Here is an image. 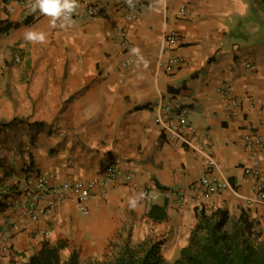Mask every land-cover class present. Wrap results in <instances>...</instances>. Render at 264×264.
<instances>
[{
    "label": "crops",
    "instance_id": "0c3cea01",
    "mask_svg": "<svg viewBox=\"0 0 264 264\" xmlns=\"http://www.w3.org/2000/svg\"><path fill=\"white\" fill-rule=\"evenodd\" d=\"M33 2L0 0V134L19 133L0 165L12 160L22 167L18 189L0 188V236L8 242L0 264H24L45 241L60 239L81 256L103 253L124 227L136 240L154 227L170 231L176 242L163 256L171 261L202 207L244 210L264 227V201L255 189L264 181V149L243 145L246 134L264 136V0H133V7L126 0H78L71 27H53ZM92 5L106 12L89 16ZM127 13L136 18L127 21ZM119 26L129 49L120 44ZM28 30L45 33L46 41H26ZM172 55L180 61L168 70ZM227 83L239 100L235 116H227L217 92ZM176 100L190 107L186 141L158 122L163 105ZM109 165L131 178L119 177L105 197L87 204V213L66 192L39 221L21 216L35 173L58 170L60 183L92 179ZM204 175L226 186L206 197L196 185ZM154 203L166 205L165 220L148 216Z\"/></svg>",
    "mask_w": 264,
    "mask_h": 264
},
{
    "label": "trees",
    "instance_id": "16d2710c",
    "mask_svg": "<svg viewBox=\"0 0 264 264\" xmlns=\"http://www.w3.org/2000/svg\"><path fill=\"white\" fill-rule=\"evenodd\" d=\"M147 214L154 221L165 220L166 205L154 203ZM196 214L187 244L172 261L163 256L164 239L150 232L136 240L129 227L126 235L121 230L110 241L106 255L82 259L77 249L67 252L68 242L60 239L45 241L24 264H264V227L259 218L244 210L232 215L225 208L208 212L202 207Z\"/></svg>",
    "mask_w": 264,
    "mask_h": 264
},
{
    "label": "built area",
    "instance_id": "2783aa9c",
    "mask_svg": "<svg viewBox=\"0 0 264 264\" xmlns=\"http://www.w3.org/2000/svg\"><path fill=\"white\" fill-rule=\"evenodd\" d=\"M87 12L89 16H93L99 12L105 13L106 11L102 10L99 5H92L88 7ZM71 18L72 15L68 20H57L56 23L59 25L63 23L64 26L71 27ZM135 18L136 14H125V19L127 21H131ZM125 32L126 31L123 26L118 27L120 44L124 49H129ZM167 41L170 45L176 42L175 32H172V34L167 38ZM179 61L180 57L178 55H172L167 62V69H172V66L177 64ZM124 63L127 64L126 62ZM217 92L227 103V116L238 115L237 106L239 104V100L235 93L234 86L230 83L220 85L217 87ZM189 112V105L180 100L168 102L163 105V110L158 118V122L161 125V128L169 133L170 136L182 138L186 141L183 132L188 127ZM243 145L251 152H258L259 150L264 149V136L246 134L243 137ZM211 164H213V162H211ZM60 176L61 172L58 170L35 173L34 180L25 187L23 191V198L19 203V210L21 211V216H23L24 219L32 222L39 221L43 215L49 214V212L53 211V209H55L62 202L66 192L73 193L78 207L84 213H87V204L90 201L105 197L111 184H114L119 177L122 176L126 181L131 178V176L127 173L122 174L115 165L107 166L92 179H66L59 183L58 179ZM196 185L197 188L202 187L205 196L209 197L212 195L211 193L226 186V183L225 181L213 178L210 175H204L200 178ZM255 189L257 198L264 201V181H257ZM147 194L149 200H155L158 198L157 195H150V193ZM178 201L183 203L184 196L180 195ZM42 233L44 235H48L49 230L44 229ZM7 245L8 242L3 240L0 236V254L6 249Z\"/></svg>",
    "mask_w": 264,
    "mask_h": 264
},
{
    "label": "rangeland",
    "instance_id": "374dc122",
    "mask_svg": "<svg viewBox=\"0 0 264 264\" xmlns=\"http://www.w3.org/2000/svg\"><path fill=\"white\" fill-rule=\"evenodd\" d=\"M1 70H2V68L0 66V71ZM0 86H1L0 88H3V83H2L1 78H0ZM3 123H4V120H1L0 119V127H4L5 126V124H3ZM13 132H16V131L14 129H10V131L8 132V135L10 137L7 136L4 133H1L0 134V138L5 140V143L3 144V146H0V154H3V155L5 154L4 157H7V155L10 154L9 151L11 150V141H14L13 138H11V137H15V135H13ZM16 133H18V132H16ZM8 137H9V139H8ZM16 138L18 139L17 136H16ZM20 143L21 142H19V144ZM8 145H10V146H8ZM5 146H7L6 149H5ZM2 149H4V150H2ZM10 161H12V160H7V162H5L6 163L5 165H2V166L0 165V169H1V171H3V175L0 176V188L2 190H5V191H8L7 190L8 188L18 189V187H15L14 188V186H15L16 181H17L16 178L18 177V173H20V171L22 169V167H20L19 165L18 166H16V165H10L11 164ZM126 229H128V228L127 227H124V229H122V232L124 233V235H126V233H127L125 231ZM130 229H131V227H130ZM151 233H153L156 236V238H158V239H164L165 242L163 243V246H162V253H163V249H165V248H167L169 246H174V241L176 242V239H174L172 237V234L170 233V231H168V233H162V231H160L158 229V227H154L152 229ZM117 235L115 237H113L111 240H113L114 238H117ZM167 238L169 239V241H166ZM66 241L68 242V248L66 249V251L68 252V251H71L72 248L69 247L70 246L69 245L70 244L69 243V240H66ZM110 241H109V243H110ZM171 242H173V243L171 244ZM109 252H110V250H109V246H108V247H106V250L103 253H97V254H94V255L91 254V255H93V256H95V255L101 256L102 255L103 256V255L108 254ZM80 257L82 259H86L87 258V257H85L83 255L82 256L80 255Z\"/></svg>",
    "mask_w": 264,
    "mask_h": 264
},
{
    "label": "clouds",
    "instance_id": "9594fccd",
    "mask_svg": "<svg viewBox=\"0 0 264 264\" xmlns=\"http://www.w3.org/2000/svg\"><path fill=\"white\" fill-rule=\"evenodd\" d=\"M129 7H133V0H126ZM33 9H38L39 12L48 17L52 23V26H56V21H65L70 18L72 13L78 7V0H34L31 4ZM63 27L64 24L61 23ZM24 39L32 43H44L46 41V35L43 32L28 30L24 33ZM133 53H138V50L133 48L130 50ZM136 200L134 198L129 200L130 207H135Z\"/></svg>",
    "mask_w": 264,
    "mask_h": 264
}]
</instances>
